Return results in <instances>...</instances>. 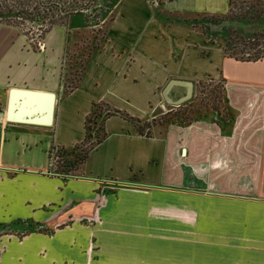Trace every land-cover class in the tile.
<instances>
[{
    "label": "crops",
    "instance_id": "obj_1",
    "mask_svg": "<svg viewBox=\"0 0 264 264\" xmlns=\"http://www.w3.org/2000/svg\"><path fill=\"white\" fill-rule=\"evenodd\" d=\"M228 2L117 0L66 91L64 26L31 49L0 24V264H264V58L226 57L190 28ZM203 77L222 89L219 112L147 135L110 115L79 175L48 173V149L81 140L91 103L147 121ZM9 88L50 93L48 122L29 100L13 115L34 122L5 120Z\"/></svg>",
    "mask_w": 264,
    "mask_h": 264
},
{
    "label": "trees",
    "instance_id": "obj_2",
    "mask_svg": "<svg viewBox=\"0 0 264 264\" xmlns=\"http://www.w3.org/2000/svg\"><path fill=\"white\" fill-rule=\"evenodd\" d=\"M10 4L0 1V22L6 25H13L11 20L16 19L26 22H35L40 29L36 36H42L51 25L55 23L54 16H67L70 13L81 10L90 4L91 0L83 3L71 5L65 0H11ZM235 1H229L227 12L219 18L203 19L204 28L210 32L218 30L221 32L222 44L220 50L226 57L253 61L264 58V9L255 11L245 8L243 11L235 9L231 12ZM240 3V2H239ZM214 27V29L212 28ZM248 27V29H243ZM29 44V43H28ZM31 49L33 46L29 44ZM170 110L165 111L163 123L176 124L183 126L192 120L180 122L176 118H171ZM110 115H118L128 120L138 134L147 135L149 121L138 120L126 116L124 113L108 108L103 103H91L87 113L82 120V138L79 142L68 148L51 146L55 148L56 157L53 171L56 175L67 176L79 175V167L85 159L89 150L102 141L105 133L102 122ZM169 117V118H167ZM162 121V120H161Z\"/></svg>",
    "mask_w": 264,
    "mask_h": 264
},
{
    "label": "rangeland",
    "instance_id": "obj_3",
    "mask_svg": "<svg viewBox=\"0 0 264 264\" xmlns=\"http://www.w3.org/2000/svg\"><path fill=\"white\" fill-rule=\"evenodd\" d=\"M7 4H10L11 0H0ZM71 5H77L78 2H84L85 0H65ZM117 0H91L85 8L74 11L67 16H54L55 25L64 26L65 40L66 43L62 49L59 62V83L62 90L66 91L73 87L78 77L80 76L82 69L86 65L91 53L99 46L100 37L104 34V27L106 22L111 16V6ZM235 1L231 12L239 8V11L250 8L255 11L264 9V0H228ZM240 2V3H239ZM229 3V2H228ZM228 4L224 12L217 15L209 16H195L193 19L202 18H219L224 16L227 12ZM14 27L34 49L42 46V36H36L39 32L38 25L35 22H26L13 19L11 20ZM0 24H2L0 22ZM49 28V29H50ZM190 28L204 34V37L210 43L216 44L219 48L222 44L221 32L215 30L214 32H206L205 28L199 25H190ZM214 29V27H212ZM48 29V30H49ZM248 29V27H243ZM47 32V31H46ZM207 35V36H206ZM209 35V37H208ZM36 37L37 39H34ZM69 37H71L69 41ZM264 42V37L262 38ZM37 42V43H36ZM188 93L186 90L180 89V91L173 95L171 99H180L176 105L165 104L161 102L164 110L156 108L157 112L164 113L165 110H170V119L176 118L180 122L193 120L200 116L205 111L213 110L219 112L222 109V89L218 83L211 82L206 78L191 81ZM164 115L155 116L152 122H163L165 119ZM169 118V117H167ZM162 120V121H161ZM149 121V120H148ZM60 220L57 224H63L65 220ZM40 229V226H39ZM40 231V230H39Z\"/></svg>",
    "mask_w": 264,
    "mask_h": 264
},
{
    "label": "water",
    "instance_id": "obj_4",
    "mask_svg": "<svg viewBox=\"0 0 264 264\" xmlns=\"http://www.w3.org/2000/svg\"><path fill=\"white\" fill-rule=\"evenodd\" d=\"M167 84L164 86L162 90V96L163 99L167 101L165 92L167 90ZM187 91V90H186ZM188 93V91H187ZM8 103L5 113V120L7 121H14V122H34V117H24V118H18L14 114L15 112V105L20 104L17 107H23V102L25 100H29L31 104H35V106L42 112V116L39 119V122L42 124H46L49 120L50 110L52 106V95L50 93L45 92H37V91H30V90H23V89H15V88H9L8 89ZM17 98V101L19 103H13V98ZM180 99H176L174 101L175 104L178 103ZM161 108H163V105H161Z\"/></svg>",
    "mask_w": 264,
    "mask_h": 264
},
{
    "label": "built area",
    "instance_id": "obj_5",
    "mask_svg": "<svg viewBox=\"0 0 264 264\" xmlns=\"http://www.w3.org/2000/svg\"><path fill=\"white\" fill-rule=\"evenodd\" d=\"M34 39H37V38L34 37ZM37 46L39 47V45H37ZM54 150H55V148H49L48 151H47V169H48V173H51V174H56L53 171L54 163H55V160H56V157L54 155Z\"/></svg>",
    "mask_w": 264,
    "mask_h": 264
}]
</instances>
